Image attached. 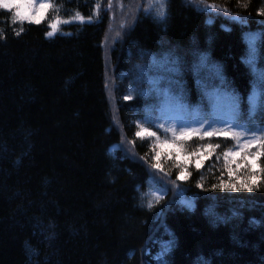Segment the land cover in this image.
<instances>
[{
	"label": "trees",
	"instance_id": "1",
	"mask_svg": "<svg viewBox=\"0 0 264 264\" xmlns=\"http://www.w3.org/2000/svg\"><path fill=\"white\" fill-rule=\"evenodd\" d=\"M48 1L39 23H13V12L0 8V264H264V175L256 176L258 189L246 191L240 181L248 171L241 167L229 177L232 165L223 157L245 140L193 138L173 159L171 148L165 154L159 141L134 135L140 122L171 140L153 125L168 127L172 114L161 119L158 98L141 95L149 85L140 69L166 55L181 66L173 91L182 88L189 109L199 104L204 111L187 119H210L206 84L243 98L237 123L264 128V112L247 117L258 77L244 62L247 37L256 34L255 67L264 70V0H203L219 11L166 0L164 20L144 0L110 46L103 44L106 0ZM77 12L92 22H61L46 35L54 20ZM201 55L206 66L194 70ZM126 141L134 142V156L124 150ZM208 144L219 147L200 158L198 169L192 154ZM154 148L160 172L147 167ZM181 170L187 178L177 181ZM221 182L239 190L222 189ZM168 241L170 250L158 260Z\"/></svg>",
	"mask_w": 264,
	"mask_h": 264
},
{
	"label": "snow or ice",
	"instance_id": "2",
	"mask_svg": "<svg viewBox=\"0 0 264 264\" xmlns=\"http://www.w3.org/2000/svg\"><path fill=\"white\" fill-rule=\"evenodd\" d=\"M0 7L5 9L15 7L17 11L12 18V22L16 21L23 22L24 20L34 21L36 23L40 22L43 10L50 7L47 2L39 3V10L41 15L33 14L35 12V7L31 4V0H25V2H20V0H0ZM211 11H215V6L206 5ZM31 9V11H29ZM154 10L155 15L160 20H164L167 16V2L166 0H149V8L147 11L151 12ZM98 13V7H97ZM260 15H264V10H261ZM73 21L78 22H89L91 23V17L85 21V17L76 13V15L65 21H60L57 19L55 23L50 25L52 31L46 33L47 36L51 37L58 30V24L72 23ZM211 22V21H209ZM19 35V33H17ZM259 37L256 34H249L247 37L248 42V53L245 58V63L248 64L253 73L257 75V80L253 81L252 93L247 97V117L248 120H252L258 111L264 112V70L257 73L255 63L258 55L257 40ZM207 57L204 55L200 56V64L193 65V69L197 70L200 67L206 66ZM153 68H159L162 70L160 74L153 73ZM141 76L145 79V82L149 85L148 89L141 93L142 96L148 97L155 95L160 101L159 111H161V119H165L163 113L172 114V123L165 127V124L153 125L158 130L163 129L165 133L170 134L171 140L164 139L160 140L157 131H152L150 128L145 127L144 124L137 122L138 130L134 134L136 138H152L159 141L156 147L161 150H165L167 154V149L171 148L173 159L183 153L184 149L181 145L193 138L204 140L212 138H224L231 139L233 141L245 140V143H237V151H225L223 157L225 160L226 167H228V175L232 177L233 172L239 170L243 167L248 171L247 179L240 181L241 187L246 191H253L254 188L259 187L256 176L257 174L264 175V166L257 168V161L264 160V128H257L256 131H252L246 123H237V121L242 116L241 105L244 102L243 98L238 94L232 93L223 95L220 93L219 89L216 87H209L208 85H202V98L207 97L211 103V111L207 113L210 117L209 120L205 121L203 119L194 118L187 119L186 117L192 115L194 117H200L204 114L203 108L198 104L195 108L189 109V105L186 103V96L184 90L181 88L179 91H173L172 85L179 84L176 79L181 75V66L179 59H173L166 55L161 60H157L153 57L152 64L148 68H141ZM217 75H219V70L215 69ZM198 84L200 81H197ZM125 100L132 99L131 96H125ZM153 123L151 120L145 121V124ZM198 124L199 127H194L191 125ZM216 124H223L224 127L217 128L214 127ZM260 133V135H257ZM134 143V142H130ZM219 145H202L201 151L193 153L192 156L196 159V168L201 167L200 158L206 156L208 152L213 151L218 148ZM252 149H259V151H252ZM247 151L248 154L245 155L244 152ZM153 160L154 163L149 165V168L153 172L163 171L160 164V153L153 149ZM217 159H219L217 157ZM243 161V164L240 163ZM186 173L181 170L177 175V181L186 180ZM149 180L155 181V177L152 173H149ZM158 183V182H157ZM201 187H203L201 185ZM218 187L213 185V188ZM222 189L239 190L236 188L235 184H224L221 182L219 185ZM159 195L153 194V199L156 202L160 200ZM143 199V196H142ZM185 207L192 209L194 207L191 201H182ZM154 206L153 200H149L147 207L151 209ZM171 241L162 244L161 254L157 257L158 260L162 261L163 256L170 250ZM163 264V261H162Z\"/></svg>",
	"mask_w": 264,
	"mask_h": 264
},
{
	"label": "rangeland",
	"instance_id": "3",
	"mask_svg": "<svg viewBox=\"0 0 264 264\" xmlns=\"http://www.w3.org/2000/svg\"><path fill=\"white\" fill-rule=\"evenodd\" d=\"M144 0H106L105 2V9L106 11L109 12L110 15V20H109V28L108 31H106L105 38L103 44L105 46H110L117 38H119L121 30L123 29L122 27L124 25H127L129 22L132 20V14L136 15V11L139 7V5L143 2ZM188 1V0H187ZM194 4L198 6H204L206 8V5H211L213 4L211 2H202L200 0H190ZM8 2H12V0H8ZM20 2H25V0H20ZM41 2H49L48 0H31V4L35 7V12L33 14L36 15H41V12L39 10V3ZM2 9H5L3 7H0ZM13 12L15 15V12L17 9L15 7L5 9ZM215 10L217 8L215 7ZM31 11V9H29ZM46 11L43 10V13L41 17L44 15V12ZM235 19H239L237 15L234 16ZM24 21H29V20H24ZM49 31H52L50 28ZM48 31V32H49Z\"/></svg>",
	"mask_w": 264,
	"mask_h": 264
},
{
	"label": "bare ground",
	"instance_id": "4",
	"mask_svg": "<svg viewBox=\"0 0 264 264\" xmlns=\"http://www.w3.org/2000/svg\"><path fill=\"white\" fill-rule=\"evenodd\" d=\"M235 20H236V19H235ZM236 21L240 22L239 20H236ZM130 24H131V22L128 23L127 25L129 26ZM111 83H112V80H111L110 77H108V78H107V84H111ZM123 148H124V150H125L128 154L134 156L135 152H134V150H133V148H132V146H131V144H130L129 141H126V142L123 144ZM147 167H148L149 170H151V168H149V166H147ZM158 179H159V180H162V183H165V184H171V183H170L171 181L169 180V177H168V176H164V175H162V176H158ZM177 189H178V188H176V190H177Z\"/></svg>",
	"mask_w": 264,
	"mask_h": 264
}]
</instances>
